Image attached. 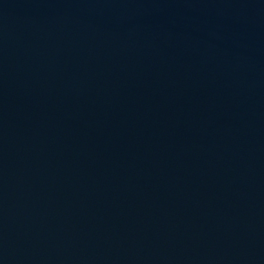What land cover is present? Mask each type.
Wrapping results in <instances>:
<instances>
[{
  "label": "water",
  "instance_id": "obj_1",
  "mask_svg": "<svg viewBox=\"0 0 264 264\" xmlns=\"http://www.w3.org/2000/svg\"><path fill=\"white\" fill-rule=\"evenodd\" d=\"M0 264H264V0H0Z\"/></svg>",
  "mask_w": 264,
  "mask_h": 264
}]
</instances>
